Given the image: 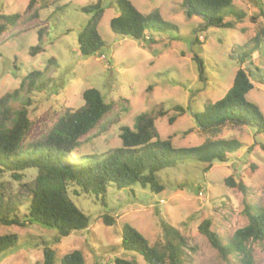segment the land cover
I'll return each mask as SVG.
<instances>
[{
  "label": "rangeland",
  "instance_id": "rangeland-1",
  "mask_svg": "<svg viewBox=\"0 0 264 264\" xmlns=\"http://www.w3.org/2000/svg\"><path fill=\"white\" fill-rule=\"evenodd\" d=\"M45 1L50 0H37L29 9V0H0V14L21 13L17 25L0 35V96L17 88L30 70L43 69L54 58L57 63L46 71L45 87L29 93L28 101H17L28 108L31 119L26 139L46 133L64 107L81 105L82 91L96 88L112 107L84 136L87 139L79 150L86 154L119 146L120 126L132 127L138 114L158 103H163L167 111L155 121L160 137L171 136L177 146L201 143L204 136L192 113L225 93L238 65L229 55H241L239 47L254 36L259 25L264 26V0H232L222 15L225 21H235L234 27L205 28L199 16H186L183 0H130L141 12L158 9L164 20L178 27L177 32L151 31L154 42L148 46L112 32L109 21L118 13L114 0H54L40 8L38 16H31ZM97 1L103 8L98 32L104 46L95 54L82 56L77 38L89 14L81 8ZM237 12L244 17L237 20ZM41 25L48 27L41 42L44 50L30 55L29 49L39 43L36 31ZM195 35L200 43L193 42ZM243 66L253 84L246 97L264 114L261 43ZM175 105L183 107L184 112L175 110ZM173 115L174 120L169 122ZM219 137L234 138L241 147L227 161H214L206 172L195 160L160 170L157 179L164 189L159 193L138 184L122 189L110 184L104 204L94 196L71 195L75 206L88 217V227L73 230L58 242H54L55 228L35 221H26L23 226L0 224V235H17L15 247L0 252V264H43L45 245L54 250L56 264L73 249L82 252L84 264H115L116 257L144 264L140 255L121 247V229L127 223L152 244L161 234V221L175 226L185 237V264H245L241 255L223 259L199 232L198 225L209 219L210 228L227 242L248 222L245 203L264 207V132L258 133L249 125H227ZM33 175L32 170L26 172L27 178ZM228 176L241 179L245 192L226 185ZM7 179L8 173H0V181ZM105 212L114 218L113 224L103 223ZM247 247L251 264H264V240L249 241Z\"/></svg>",
  "mask_w": 264,
  "mask_h": 264
},
{
  "label": "trees",
  "instance_id": "trees-1",
  "mask_svg": "<svg viewBox=\"0 0 264 264\" xmlns=\"http://www.w3.org/2000/svg\"><path fill=\"white\" fill-rule=\"evenodd\" d=\"M37 0H29L30 9ZM45 1L35 8L31 16H38V10L52 4ZM118 9L116 16L109 21L112 32L118 36H129L140 43L150 46L154 41L151 31H178V27L164 20L158 9L148 12L139 11L130 0H114ZM232 4V0H183L187 17L199 16L203 27H234L235 21H225L222 12ZM89 14L85 25L78 33L80 55L89 56L99 52L104 46L98 32V24L103 14L100 2L81 8ZM237 20L244 13L237 12ZM21 13L0 14V35L20 21ZM48 27L37 28L39 43L29 49L30 55L44 50L42 40ZM264 26L259 25L254 36L239 47L241 55L230 54L237 62L231 84L225 93L214 101H206L203 109L192 113L204 139L192 146H177L171 136L160 137L155 121L167 113L163 103L154 105L149 111L138 114L132 127L120 126V145L102 152L89 154L80 152L79 147L87 139L99 121L111 109L112 103L104 99L96 88L82 91V104L64 107L50 129L32 139L26 134L31 124L28 108L17 101H28V94L45 87V73L56 64L50 58L43 69H32L25 74L18 87L0 96V173H8V179L0 181V224L23 226L26 221H35L57 230L54 242L65 237L73 230L88 227V217L79 210L71 195H85L100 198L104 204L108 186L117 189L138 184L150 192L159 193L164 185L157 179V173L178 162L195 160L202 163L206 172L214 161L225 162L241 147L234 138L219 137L227 125H249L258 133L264 132V114L259 106L248 100L246 94L253 87L250 74L243 62L261 43L264 49ZM194 43H200L194 36ZM250 43L252 44L250 46ZM234 51V50H233ZM193 58L200 63L197 56ZM18 104V105H17ZM174 109L184 112L175 105ZM175 115L169 117L172 122ZM75 153V155H70ZM34 175L27 178L26 172ZM226 185L245 192L246 186L241 179L232 176L224 179ZM247 224L237 228L227 242L210 228V220L204 219L198 225L210 245L223 259L229 255L240 256L245 264H251L249 241L264 240V207L244 204ZM102 221L111 225L114 218L107 212ZM17 235H0V252L15 247ZM186 239L175 226L161 221V234L154 243L137 229L125 223L121 229V247L141 256L144 264H185L184 248ZM115 264H139L135 259L114 258ZM43 264H56L54 250L43 247ZM60 264H84L80 250L73 249L64 253Z\"/></svg>",
  "mask_w": 264,
  "mask_h": 264
}]
</instances>
